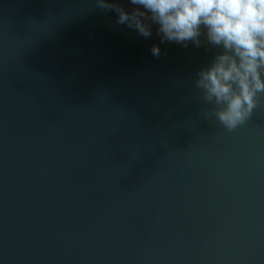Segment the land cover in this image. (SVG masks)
I'll return each instance as SVG.
<instances>
[{
  "label": "water",
  "instance_id": "95a60500",
  "mask_svg": "<svg viewBox=\"0 0 264 264\" xmlns=\"http://www.w3.org/2000/svg\"><path fill=\"white\" fill-rule=\"evenodd\" d=\"M94 8L0 0V264H264V96L227 131L214 50Z\"/></svg>",
  "mask_w": 264,
  "mask_h": 264
},
{
  "label": "clouds",
  "instance_id": "9594fccd",
  "mask_svg": "<svg viewBox=\"0 0 264 264\" xmlns=\"http://www.w3.org/2000/svg\"><path fill=\"white\" fill-rule=\"evenodd\" d=\"M116 24L148 38L153 26L161 43L175 42L213 51L193 88L209 118L231 132L245 124L264 96V0H94ZM151 52L159 57V45Z\"/></svg>",
  "mask_w": 264,
  "mask_h": 264
}]
</instances>
